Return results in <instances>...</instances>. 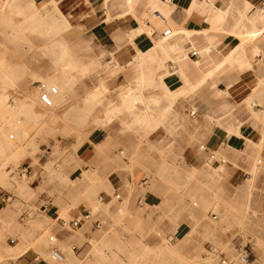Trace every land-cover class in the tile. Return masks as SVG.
<instances>
[{
  "label": "rangeland",
  "instance_id": "374dc122",
  "mask_svg": "<svg viewBox=\"0 0 264 264\" xmlns=\"http://www.w3.org/2000/svg\"><path fill=\"white\" fill-rule=\"evenodd\" d=\"M42 10L29 0H0V202L2 197L5 202L0 208V264H18L24 252L42 264H218L233 259L245 243L251 264H264V210L257 207L264 200L261 157L231 193L221 183L217 154V165L205 160L193 172L164 160L153 176L145 175V185L133 181L129 198L115 199L114 190H104L108 198L102 199L94 174L69 177L77 148L96 129L83 125L101 124L94 111L103 95L98 88L85 89L97 64L79 59L85 70L71 71L72 63L64 60L77 59L75 53L68 58L55 53L64 49L67 27L56 8L59 15L50 9L43 15ZM67 73L75 77L69 84L62 79ZM42 94L49 106L40 101ZM88 95L92 99L85 101ZM124 99L127 108L142 104L143 112L121 103L124 114L140 124L137 116L144 118L145 102ZM108 110L105 119L120 112L112 103L104 106L103 115ZM146 115L161 119L162 113ZM20 168H31L36 176L17 175ZM134 187L140 191L136 195ZM43 202L49 205L45 210ZM78 204L89 221L79 229L63 227L61 221L78 214ZM50 207L57 211L53 217ZM54 250L61 260L51 259Z\"/></svg>",
  "mask_w": 264,
  "mask_h": 264
},
{
  "label": "crops",
  "instance_id": "0c3cea01",
  "mask_svg": "<svg viewBox=\"0 0 264 264\" xmlns=\"http://www.w3.org/2000/svg\"><path fill=\"white\" fill-rule=\"evenodd\" d=\"M29 1L44 9L43 15L46 9L59 15L56 8L68 24L62 43L78 63L98 65L85 89L102 90V105L94 111L101 124L83 125L96 129L77 148L69 177L94 174L102 199L108 198L104 190L129 198L133 181L145 185V175L153 176L164 160L193 172L217 154L224 161L221 183L231 193L251 175L254 159H264V0ZM139 80L145 85L139 87ZM125 97L145 102L140 124L124 114ZM108 103L120 110L113 119L104 118L110 110L102 113ZM133 104L127 109L135 105L142 111L141 103ZM147 110L162 113L161 119L147 116ZM29 173L36 176L31 168ZM259 187L263 196L264 183ZM2 202L3 197L0 208ZM259 202L264 210V200ZM47 206L43 202L41 208ZM75 210L72 219L86 213L80 204ZM56 212L50 207L48 215ZM17 260L42 264L28 252Z\"/></svg>",
  "mask_w": 264,
  "mask_h": 264
},
{
  "label": "built area",
  "instance_id": "2783aa9c",
  "mask_svg": "<svg viewBox=\"0 0 264 264\" xmlns=\"http://www.w3.org/2000/svg\"><path fill=\"white\" fill-rule=\"evenodd\" d=\"M163 1H168V0H163ZM154 15L162 22H164V17L158 13V12H155ZM171 34V31L169 29H166L163 31V36L167 37ZM194 55V53H193ZM52 92H54V90L52 89ZM40 101L42 102L43 105L45 106H49V99L48 97L45 95V94H42L40 96ZM214 163L216 164V161H215V156L213 154H209L207 156V163ZM218 163H224L223 160H219ZM30 169L27 168V169H23V168H20L19 170L16 171V174L17 175H26V174H30ZM115 199H120V196L118 194L115 195ZM7 202L10 201V197H7L5 199ZM87 219H89V214L88 213H85L84 215H81V216H75L73 219H71L70 221H61V225L63 227H67L69 229H78L79 227H81L82 223H84ZM10 243L13 244L14 243V240H10ZM75 247H72V249H74ZM236 255L234 256L233 259L231 260H227V259H220L218 261V264H251V251H250V248L248 246V244H243V245H239L237 250H236ZM218 256L220 257V254H218ZM51 259L53 260H61V254L54 250L51 252V255H50ZM35 261H39V258L38 257H35Z\"/></svg>",
  "mask_w": 264,
  "mask_h": 264
},
{
  "label": "bare ground",
  "instance_id": "6f19581e",
  "mask_svg": "<svg viewBox=\"0 0 264 264\" xmlns=\"http://www.w3.org/2000/svg\"><path fill=\"white\" fill-rule=\"evenodd\" d=\"M51 1V0H50ZM51 3V2H50ZM53 3V2H52ZM49 5V4H48ZM47 5V6H48ZM51 5V4H50ZM53 5V4H52ZM62 19H63V22H62V20H60L62 23H64L63 24V26L64 27H68V24H67V20H66V18L62 15V17H61ZM62 47H64V49H62L59 53L58 52H55L57 55H63V56H68V55H71V52H72V50H69V48H68V46H67V44L65 43V44H63V46ZM71 68L73 69V70H83V66L82 65H80V63H78L76 60H74L73 61V63H72V66H71ZM63 82L64 83H66V84H69L70 82H71V78H70V76H67V74L66 75H63ZM145 81L144 80H139L138 81V86L139 87H142V86H144L145 84ZM84 99H85V101H90L92 98H91V96H85L84 97ZM148 111V110H147ZM145 115V114H144Z\"/></svg>",
  "mask_w": 264,
  "mask_h": 264
}]
</instances>
